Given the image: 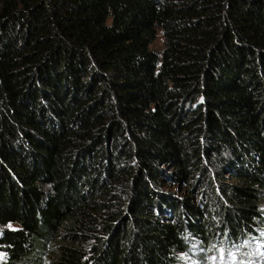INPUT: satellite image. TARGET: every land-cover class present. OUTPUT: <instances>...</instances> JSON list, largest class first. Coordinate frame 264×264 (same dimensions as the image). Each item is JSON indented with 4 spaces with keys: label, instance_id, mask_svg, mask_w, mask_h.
<instances>
[{
    "label": "trees",
    "instance_id": "1",
    "mask_svg": "<svg viewBox=\"0 0 264 264\" xmlns=\"http://www.w3.org/2000/svg\"><path fill=\"white\" fill-rule=\"evenodd\" d=\"M263 208L264 0H0L1 264L252 251Z\"/></svg>",
    "mask_w": 264,
    "mask_h": 264
},
{
    "label": "rangeland",
    "instance_id": "2",
    "mask_svg": "<svg viewBox=\"0 0 264 264\" xmlns=\"http://www.w3.org/2000/svg\"><path fill=\"white\" fill-rule=\"evenodd\" d=\"M151 47L162 52L165 47V38L162 29H157L156 39ZM166 190H179L177 185L171 183ZM181 190V189H180ZM264 209V208H263ZM10 228H16V223H10ZM264 237V231L263 235ZM189 254H183V264H264V240H258L253 245L252 251H226L224 248H218L216 251L210 248L207 250L193 248ZM4 253L0 251V264L4 261Z\"/></svg>",
    "mask_w": 264,
    "mask_h": 264
}]
</instances>
